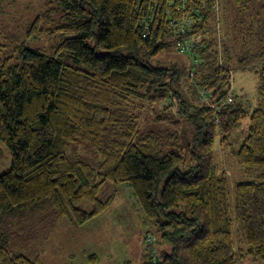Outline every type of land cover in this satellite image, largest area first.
Here are the masks:
<instances>
[{
	"label": "trees",
	"instance_id": "1",
	"mask_svg": "<svg viewBox=\"0 0 264 264\" xmlns=\"http://www.w3.org/2000/svg\"><path fill=\"white\" fill-rule=\"evenodd\" d=\"M43 2L24 34L50 36L51 52L26 40L12 46L8 36L0 43V139L12 157L0 172V264H42L38 255L9 249V227L44 237L62 218L83 226L114 201L113 193L100 195L109 182L132 188L166 246L142 264L264 261V51L252 107L232 92V69L214 48L218 0ZM234 3L247 11L252 0ZM5 25L0 37L10 30ZM173 44L194 54L187 85L194 100L184 94L179 64L151 62ZM165 101L154 119L171 128L141 130L146 106ZM183 119L194 126L187 145ZM219 152L249 177L235 183L233 204L230 162L220 165ZM234 220L247 250L235 248ZM149 234L147 245L154 243ZM88 258L99 261L95 253Z\"/></svg>",
	"mask_w": 264,
	"mask_h": 264
},
{
	"label": "rangeland",
	"instance_id": "2",
	"mask_svg": "<svg viewBox=\"0 0 264 264\" xmlns=\"http://www.w3.org/2000/svg\"><path fill=\"white\" fill-rule=\"evenodd\" d=\"M44 10L43 0H11L0 7V23L7 24V29L10 28L0 37V43H8L5 38L8 36L12 46L26 40L28 46L51 52L53 39L50 36L29 40L24 34L27 24ZM212 24L210 34L216 39L214 48L217 50V56L220 61L228 62L232 69V92L248 105L255 107L258 96L255 69L260 66V52L264 51V0H252L251 8L247 11L238 10L234 0H218ZM193 56L190 50L181 51L179 45L173 44L151 62L156 65L179 64L184 69L182 89L184 94L191 98L187 85L194 81V78L190 77V72L195 69ZM164 104L169 102L146 106L140 116L141 130L163 132L171 128V122L154 119V111L160 112ZM171 109L176 118L182 117L174 106ZM193 133L194 126L190 121L183 119L181 143H191ZM224 154L219 152L217 161L223 167L227 161L230 162L229 167L224 169L228 178L230 201L233 204L235 183L248 180L249 177L244 174L239 164ZM11 163L10 150L0 139V172L7 171ZM112 193L115 198L107 209L83 226H75L67 218H62L44 237L29 236L17 228L16 224L9 227V233H6L9 249L32 259L38 255L42 264H142L149 260L148 252L154 250L156 255L166 252V246L159 242L157 228L147 219L132 188L127 183L114 182L102 186V198L105 199ZM146 231L154 241L151 245H147L144 239ZM243 236L241 223L234 220L233 240L236 249L249 248ZM167 250L170 248L167 247ZM94 253L99 256L96 263L88 258ZM237 264H264V261L246 255L238 258Z\"/></svg>",
	"mask_w": 264,
	"mask_h": 264
},
{
	"label": "built area",
	"instance_id": "3",
	"mask_svg": "<svg viewBox=\"0 0 264 264\" xmlns=\"http://www.w3.org/2000/svg\"><path fill=\"white\" fill-rule=\"evenodd\" d=\"M196 36H193L192 38H195ZM230 97H229V100H231V94L229 95ZM207 98V97H206Z\"/></svg>",
	"mask_w": 264,
	"mask_h": 264
}]
</instances>
